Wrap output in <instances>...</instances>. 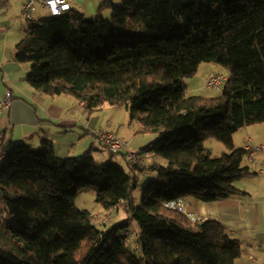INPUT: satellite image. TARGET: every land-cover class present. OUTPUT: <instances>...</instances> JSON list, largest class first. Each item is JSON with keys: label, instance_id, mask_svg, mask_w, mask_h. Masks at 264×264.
<instances>
[{"label": "trees", "instance_id": "obj_1", "mask_svg": "<svg viewBox=\"0 0 264 264\" xmlns=\"http://www.w3.org/2000/svg\"><path fill=\"white\" fill-rule=\"evenodd\" d=\"M25 33L16 59L31 64L32 87L75 97L90 113L125 106L140 131L157 133L135 153L167 164L151 165L159 175L136 205L134 171L146 167L125 153L109 151L106 163L93 149L62 158L50 138L5 145L0 132V198L14 218L3 221L0 212V264H237L242 245L221 221L193 218L169 203L239 194L236 181L252 175L235 133L264 123V0H104L92 17L71 6L27 20ZM203 62L228 75L219 96L188 92L185 78ZM208 138L226 150L214 155ZM117 154L130 171L113 161ZM89 188L106 209L124 204L129 216L98 227L110 216L76 205Z\"/></svg>", "mask_w": 264, "mask_h": 264}, {"label": "crops", "instance_id": "obj_2", "mask_svg": "<svg viewBox=\"0 0 264 264\" xmlns=\"http://www.w3.org/2000/svg\"><path fill=\"white\" fill-rule=\"evenodd\" d=\"M26 2L0 0V100L6 90L13 93L10 110L0 112L2 139L5 145L26 142L37 146L47 137L53 140L56 152L62 158L82 155L88 149H93L95 157L96 152L97 155L101 152L96 147L93 130L115 132L103 127V112L90 113L84 103L72 96L40 93L27 80L31 64L20 63L16 59L17 45L26 36L27 20L23 17ZM68 2L82 12L85 6L92 12L96 10L93 0ZM43 9L39 4L33 10V15L44 16ZM23 22H26L25 26ZM115 133L126 140L130 151L131 147L133 151L141 148L134 144V140L127 141L124 137L127 132L124 135ZM242 134L245 140L237 147L246 148L251 141L262 148L254 153L252 161L246 159L252 175L244 178L246 180L240 182L239 186L236 185L241 192L209 202L194 197L183 201L188 214L199 220L214 218L221 221L232 237L240 241L243 255L237 264H254L251 256L264 259V125L256 123L246 126ZM101 158L105 160L108 157L101 153Z\"/></svg>", "mask_w": 264, "mask_h": 264}, {"label": "rangeland", "instance_id": "obj_3", "mask_svg": "<svg viewBox=\"0 0 264 264\" xmlns=\"http://www.w3.org/2000/svg\"><path fill=\"white\" fill-rule=\"evenodd\" d=\"M93 1L95 3V9H96L94 10V12H92L91 9L88 8V6L82 7L84 12L86 13V16L88 17H92L96 14L98 7L100 6L103 0H93ZM116 1H119V0H116ZM38 6L39 4L37 5V7ZM42 12L45 15L50 14L49 10L47 9H43ZM103 15L105 17H111L112 10L110 8L104 9ZM25 23L26 22H23V26L26 25ZM126 29L133 30L134 28L128 25ZM211 72L226 73L225 69L215 62H203L200 65L199 70L194 76L185 78V82L188 86V92L190 94L203 95V96L205 95L209 97L219 96L222 92V87L220 89H213V88L207 87V78ZM95 112H103L104 114L103 124H102L103 127L107 129H111L121 135H124L123 133L127 132L124 135V137L127 138V141L130 142L132 139L134 140V144L137 146L139 145L141 148L146 146L151 141L150 139H152L153 137L154 138L157 137V133L155 132L140 131L139 122L131 118L130 109H127L125 106H112V105L106 104L101 109H98ZM260 124L264 125L263 122ZM95 130H105V129H95ZM242 131H243V128H241L235 133V142L237 146L242 145L245 140L242 134ZM39 145L40 144H38L37 146ZM204 145L207 148L211 149L214 155H221L226 150L224 144L215 138L206 139L204 142ZM96 147L102 154L108 157L107 159L104 160L103 158H101V153L97 155V152H96L95 158L97 159V161L104 162V163L108 162L111 156L109 150L103 145H101L99 142H97ZM131 148H132L131 151H133L134 148L133 147ZM139 150L140 148L138 149V151ZM133 152H137V151H133ZM141 157H142L141 166L146 167V169L144 170L136 169L134 171V173H136V176H137V186L133 189L134 204L136 205H139L141 203V199L143 196L145 186L150 181L155 180L159 175L158 166H156L155 168H152L151 165H153L154 163H156L159 166L167 164V160L164 157L157 155V154L149 153ZM3 161L4 160L0 161V165L3 163ZM113 161L119 164L120 166H122L124 169L130 171L129 166L127 165L126 161L122 159L121 154H117L113 156ZM244 164H248L247 160H244ZM243 180H246V179L238 180L236 182V185L239 186L241 184L240 182H243ZM76 205L78 208L90 210L91 212L97 215H100V217H102L103 215L110 216V218H108L109 220L106 221L107 222L106 224H102L101 221L103 219L98 220L97 222L98 227L103 228V229H108L115 222H118L129 216L124 204L113 207L111 209H106L97 200V193L94 188L80 190L76 197ZM0 212H3V214L5 215V218L3 219V221L7 219L10 222H14L13 217L7 216L6 203L1 198H0ZM131 228L134 231L138 229V223L135 219L131 220ZM132 246L133 248H136L135 244H132Z\"/></svg>", "mask_w": 264, "mask_h": 264}, {"label": "built area", "instance_id": "obj_4", "mask_svg": "<svg viewBox=\"0 0 264 264\" xmlns=\"http://www.w3.org/2000/svg\"><path fill=\"white\" fill-rule=\"evenodd\" d=\"M40 4L41 7L49 10V12L53 15H60L63 12L70 9L71 4L68 0H27L23 9V17L30 21L33 19H39L40 17H36L33 14V10L36 8L37 4ZM228 79V75L226 73H213L207 79V87L213 89H220L222 84ZM13 101V93L12 90H6L4 95L0 100V112H8L11 108ZM94 134L99 142L105 145V147L112 153H125L127 158L132 163H141L142 158H140L135 152H131L127 148V142L124 138L119 137L112 131L107 130H93ZM262 146L254 145L251 141H249L246 149L248 150L247 158L249 161L254 159V153L261 149ZM5 155V151H0V159ZM264 166V161L262 162ZM171 207H178L181 210L184 209V202L182 200H176L169 203ZM195 218V217H193ZM126 236L124 238L125 241H129L131 236H133L129 231L123 232ZM254 264H264V259L258 260L256 257L251 256Z\"/></svg>", "mask_w": 264, "mask_h": 264}]
</instances>
